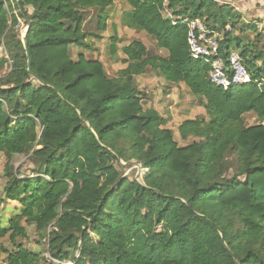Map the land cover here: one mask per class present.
<instances>
[{"label": "trees", "instance_id": "1", "mask_svg": "<svg viewBox=\"0 0 264 264\" xmlns=\"http://www.w3.org/2000/svg\"><path fill=\"white\" fill-rule=\"evenodd\" d=\"M114 1L13 0L7 8L0 0V154L8 160L0 207L19 204L6 225L0 215L2 261L264 264V33L236 37L246 27L258 33L256 23L239 28L242 14L214 0H117L131 8L123 24L165 54L133 41L120 49L125 68L110 78L101 61L82 52L74 59L72 49L102 38L86 29L87 14L95 11L104 33ZM197 18L224 33L223 53L233 40L244 43L251 84L225 92L210 82V64L194 60L188 45ZM21 22L30 27V58ZM111 42L116 56L118 37ZM148 71L184 84L204 108L208 120L178 128L183 144L193 140L187 145L144 107L136 78ZM16 156H30L34 168L15 167ZM120 160L140 164L143 183L124 176ZM29 228L44 253L31 248Z\"/></svg>", "mask_w": 264, "mask_h": 264}, {"label": "rangeland", "instance_id": "2", "mask_svg": "<svg viewBox=\"0 0 264 264\" xmlns=\"http://www.w3.org/2000/svg\"><path fill=\"white\" fill-rule=\"evenodd\" d=\"M5 1L7 8H9L11 5H15L13 0ZM214 1L218 2L220 5L225 4L223 0L222 2H219L218 0ZM129 10H131L130 6L115 0L113 6L110 7L107 12L108 27L106 32L104 33L96 30V14L95 11L91 10L87 14L86 29L92 32L97 31L98 33H100V35H102V38L99 40L92 39L90 42V50L72 49L73 58L76 59L78 54L82 52L88 59L99 60L104 64L108 77L115 78L118 72L121 69L125 68V65L121 63V61L124 59V56L122 55L120 49L133 41L142 42L152 53L164 55V52L158 50L156 41L152 37L146 35L145 33L139 32L131 25L125 26L123 24V16ZM253 21H255V23L259 25L256 27L258 33H254L249 27H246L245 33H241L239 30H237L234 31V35L236 37L247 36L249 41H254L258 34L264 33V18ZM248 23H252L251 18H248L247 24ZM244 24L245 20L242 18L239 24V28H241ZM19 29L23 40V36L26 33L27 27L23 22H21V26ZM113 37H118L119 40V42L117 43L119 52L116 56L112 54L111 39ZM262 40L264 42L263 38ZM243 46L244 43L240 47H237L236 40H233L232 42V48L239 52L243 50ZM0 54L3 56L7 55L4 49L0 51ZM8 71L9 70L5 68L4 73H8ZM136 87L145 95L146 99L144 101V107L146 109H154L158 111L160 115H162L168 121L167 128L174 131L176 140L181 144H183V142L180 140L178 128L184 121L191 119L194 120L197 118H205L206 120H208L204 108L200 106V101L196 97H193L190 92L186 91L185 88L167 82L164 78L153 71H148L146 74L137 77ZM245 120L248 125H254L257 122L256 117L253 114L246 115ZM191 141L193 140H190V142ZM188 143L185 144L187 145ZM7 163V158L4 155L0 154V190L3 189V186L5 184L4 171ZM12 163L15 167L22 168L23 172L32 170L34 168L30 156H16L14 157ZM129 163L120 161V165H118L119 170L124 176H128L131 179H139L142 182L146 171L143 170L142 167H140L141 165L136 161H132V163L134 164ZM232 173L233 170L230 169L228 176L232 175ZM28 235L29 242H32V245H30L31 248L37 252L42 251L44 253L45 251L42 245H34L39 241V236L36 234L34 228L28 229ZM26 243L28 244V242ZM46 257L49 258L48 254L46 255ZM67 264L73 263L69 262Z\"/></svg>", "mask_w": 264, "mask_h": 264}, {"label": "built area", "instance_id": "3", "mask_svg": "<svg viewBox=\"0 0 264 264\" xmlns=\"http://www.w3.org/2000/svg\"><path fill=\"white\" fill-rule=\"evenodd\" d=\"M223 39L224 33L211 31L203 19L197 18L188 23V45L192 58L209 63L210 82L228 92L233 87L251 84L253 79L239 51H224L227 52L224 56L221 48ZM0 264L5 263L0 259Z\"/></svg>", "mask_w": 264, "mask_h": 264}, {"label": "crops", "instance_id": "4", "mask_svg": "<svg viewBox=\"0 0 264 264\" xmlns=\"http://www.w3.org/2000/svg\"><path fill=\"white\" fill-rule=\"evenodd\" d=\"M219 2L222 0H218ZM225 4L231 5L237 11L242 14V18L247 23L248 18L253 20H259L264 18V0H223ZM223 4V5H225ZM259 26L258 24H256ZM176 85V84H175ZM180 87L186 89L189 92L188 88L184 84H180ZM2 190H0L1 192ZM12 207V208H11ZM19 207V204L16 202L7 203L0 207V215L2 216L3 224L6 225L8 219L15 212V208ZM5 255L1 252L0 249V259H4Z\"/></svg>", "mask_w": 264, "mask_h": 264}, {"label": "water", "instance_id": "5", "mask_svg": "<svg viewBox=\"0 0 264 264\" xmlns=\"http://www.w3.org/2000/svg\"><path fill=\"white\" fill-rule=\"evenodd\" d=\"M29 29L30 27L28 26L27 29H26V33L25 35L23 36V43H24V46H25V50L27 52V56L28 58H30V55H29V42H28V39H27V33L29 32ZM28 71H29V74L36 80H38L39 78L34 75L33 71H32V63H31V60L29 59L28 61ZM121 162H123L122 160H120ZM129 164H134L132 162H130ZM141 167V166H140ZM139 182H141L139 179H138ZM143 183V181L141 182Z\"/></svg>", "mask_w": 264, "mask_h": 264}]
</instances>
